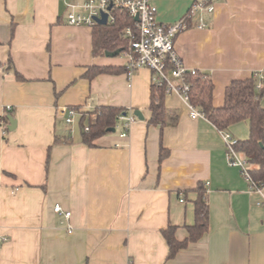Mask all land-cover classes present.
Returning a JSON list of instances; mask_svg holds the SVG:
<instances>
[{
  "label": "crops",
  "instance_id": "1",
  "mask_svg": "<svg viewBox=\"0 0 264 264\" xmlns=\"http://www.w3.org/2000/svg\"><path fill=\"white\" fill-rule=\"evenodd\" d=\"M82 1L0 0V264H264V190L250 188L220 130L192 119L178 94L164 97L166 123L148 124V68L83 76L92 65L124 67L128 51L93 54L92 28L66 22L67 3ZM151 1L163 23L193 2ZM202 18L206 27L192 18L174 47L186 67L209 74L220 106L231 80L264 71V0H216ZM101 105L143 119L88 146L84 127ZM60 106L76 107L72 123ZM161 146L168 154L159 160ZM199 184L207 231L168 257L161 231L171 224L186 237Z\"/></svg>",
  "mask_w": 264,
  "mask_h": 264
},
{
  "label": "trees",
  "instance_id": "2",
  "mask_svg": "<svg viewBox=\"0 0 264 264\" xmlns=\"http://www.w3.org/2000/svg\"><path fill=\"white\" fill-rule=\"evenodd\" d=\"M116 21L106 25L92 27V52L94 55H103L105 51L119 49L120 52L129 50V39L123 35V27L133 22V18L123 12L116 11ZM184 17V16H183ZM182 17V18H183ZM186 20L187 27L188 22ZM119 52V53H120ZM124 67L89 66L83 76L90 79L99 73L120 72ZM257 73V72H256ZM233 79L224 89V99L220 106L212 103L213 82L208 73L197 70L195 74L186 76L190 84L189 103L200 111L218 130L228 131L229 127L247 121L248 136L238 139L236 148L247 158L250 164V175L256 185L264 186V104L261 97L264 95V79L261 86L256 88L257 75ZM20 78L19 75H17ZM166 93L163 87L150 84L148 124L159 126L166 123L167 110L164 104ZM76 108V107H75ZM132 110L112 105H101L94 108L88 116L87 127L82 134V142L88 146L94 145V140L107 132V128L117 127L120 123L117 116ZM168 154V150L160 147L159 160ZM49 153H47V158ZM198 195L194 200V222L186 225L187 235L182 240L175 237L176 226L168 225L161 233L168 245V257L184 248L188 243L199 239L208 228V203L203 184L197 186Z\"/></svg>",
  "mask_w": 264,
  "mask_h": 264
},
{
  "label": "built area",
  "instance_id": "3",
  "mask_svg": "<svg viewBox=\"0 0 264 264\" xmlns=\"http://www.w3.org/2000/svg\"><path fill=\"white\" fill-rule=\"evenodd\" d=\"M216 0H193L183 18L172 22L163 23L157 19V8L151 0H83L79 4L67 3L68 12L66 22L70 25H86L94 27L99 25L97 19L106 15V24L116 21V11H120L133 18V22L123 27V35L129 39L127 72L146 67L150 71V84L164 88L166 94L176 93L186 102L192 119L205 118L203 114L189 103L190 84L186 80L188 74H195L196 69L186 67L174 47L177 34L186 29L187 19L196 18V27L205 28L202 14L214 10ZM105 24V25H106ZM256 88L261 86L264 71L256 73ZM264 104V95L261 97ZM11 105H5L9 111ZM60 112L65 116L66 123L73 122L76 109L71 106H60ZM120 123L119 135L128 134L130 125L136 119L132 111L117 116ZM2 124V121H0ZM84 130H88L85 126ZM225 143V155L229 164L238 167L242 177L248 182L251 189L261 192L264 186L256 185L252 180L247 158L236 148L238 139L230 132L220 130ZM264 145V134L263 142ZM53 211L69 217L70 212L64 211L59 203H55ZM5 239L0 234V242ZM127 264H131L128 261Z\"/></svg>",
  "mask_w": 264,
  "mask_h": 264
},
{
  "label": "water",
  "instance_id": "4",
  "mask_svg": "<svg viewBox=\"0 0 264 264\" xmlns=\"http://www.w3.org/2000/svg\"><path fill=\"white\" fill-rule=\"evenodd\" d=\"M97 23L99 25H105L106 24V15L103 14V16L99 19H97ZM120 50L119 49H116V50H113V51H105L104 54L106 56H114V55H117L119 54ZM134 115L138 118V119H143V116L141 114V112L139 110H134ZM7 120H8V125H7V129L8 130H13L16 126V120L14 118H12L11 115H8L7 116ZM107 131H112L114 132L115 131V128L114 127H111V128H107ZM262 146L263 144L260 143Z\"/></svg>",
  "mask_w": 264,
  "mask_h": 264
},
{
  "label": "rangeland",
  "instance_id": "5",
  "mask_svg": "<svg viewBox=\"0 0 264 264\" xmlns=\"http://www.w3.org/2000/svg\"><path fill=\"white\" fill-rule=\"evenodd\" d=\"M123 55L124 54L122 52H120L117 55V57L123 56ZM232 127H233L234 132H233L232 129H229V131L233 133V136L235 138H237V139L238 138L243 139L244 134L247 133V125H246V123L245 122H238V123L234 124Z\"/></svg>",
  "mask_w": 264,
  "mask_h": 264
}]
</instances>
